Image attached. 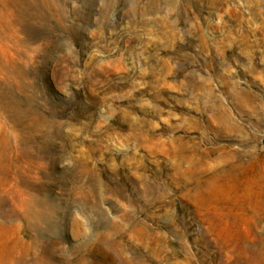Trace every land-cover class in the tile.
<instances>
[{
	"label": "rangeland",
	"instance_id": "1",
	"mask_svg": "<svg viewBox=\"0 0 264 264\" xmlns=\"http://www.w3.org/2000/svg\"><path fill=\"white\" fill-rule=\"evenodd\" d=\"M0 264H264V0H0Z\"/></svg>",
	"mask_w": 264,
	"mask_h": 264
}]
</instances>
